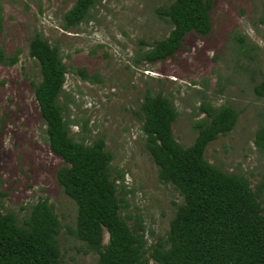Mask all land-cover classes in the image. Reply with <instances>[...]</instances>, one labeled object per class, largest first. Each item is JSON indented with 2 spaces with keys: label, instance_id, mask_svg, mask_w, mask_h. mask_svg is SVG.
Segmentation results:
<instances>
[{
  "label": "rangeland",
  "instance_id": "obj_1",
  "mask_svg": "<svg viewBox=\"0 0 264 264\" xmlns=\"http://www.w3.org/2000/svg\"><path fill=\"white\" fill-rule=\"evenodd\" d=\"M74 1L0 0V48L16 59L0 64V211L20 222L45 199L59 222L61 264L97 260L76 237L75 205L55 178L62 162L46 145L34 100L40 75L28 43L38 34L57 49L65 68L60 100L70 135L85 143L103 139L112 156L111 179L123 175L115 180L119 213L129 228L142 227L146 249L164 241L182 203L159 182L143 146L138 106L146 92L172 104V135L182 147L193 143L201 105L237 112L232 130L209 143L203 159L247 179L264 213V149L255 144V132L264 128V98L252 92L264 76V0H212L210 32L187 34L171 57L151 64L139 56L167 37L172 26L157 9L172 0H96L85 21L63 28Z\"/></svg>",
  "mask_w": 264,
  "mask_h": 264
},
{
  "label": "trees",
  "instance_id": "obj_2",
  "mask_svg": "<svg viewBox=\"0 0 264 264\" xmlns=\"http://www.w3.org/2000/svg\"><path fill=\"white\" fill-rule=\"evenodd\" d=\"M95 1L75 0L63 15V28L85 21ZM211 4L212 0H172L158 8V17L172 28L167 37L148 45L140 61L162 62L181 47L187 34L207 35ZM28 56L40 75L33 95L45 142L62 162L56 182L75 205V234L97 255L94 264H148V260L152 264H264V213L258 190L252 191L243 176L226 173L203 159L206 146L234 127V109L201 105L203 118L194 124L193 143L182 147L172 135L176 111L170 101L160 94H144L138 106L144 149L159 182L170 185L182 199L164 241L146 249L142 227L139 231L129 228L119 213L115 180L122 182L123 175L111 179L112 156L103 139L85 143L70 135L60 100L65 68L57 49L36 34L29 40ZM15 61L14 56L7 59L0 48V64ZM252 92L264 98V76ZM255 144L264 149L263 127L255 132ZM59 228L45 199L33 204L20 222L15 214L0 211V264H61L56 241Z\"/></svg>",
  "mask_w": 264,
  "mask_h": 264
}]
</instances>
